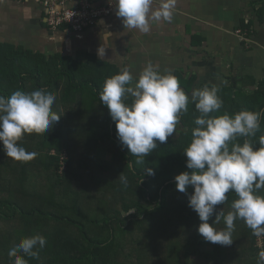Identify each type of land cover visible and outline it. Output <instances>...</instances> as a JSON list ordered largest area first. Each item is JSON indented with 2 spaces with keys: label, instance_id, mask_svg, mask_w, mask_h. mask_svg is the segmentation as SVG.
<instances>
[{
  "label": "trees",
  "instance_id": "16d2710c",
  "mask_svg": "<svg viewBox=\"0 0 264 264\" xmlns=\"http://www.w3.org/2000/svg\"><path fill=\"white\" fill-rule=\"evenodd\" d=\"M255 11L262 21L264 0ZM118 72L94 57L47 58L0 43V95L46 89L55 95L52 109L61 116L48 132L25 134L18 141L27 152L37 153L30 161L13 162L0 145V264H13L9 249L33 235L45 237L46 245L38 259L24 257L28 264H257L264 236L260 248L244 221L236 220L230 246L205 241L196 230L198 215L188 206L192 189L187 194L175 189L174 177L191 171L183 151L199 115L194 105L181 114L177 136L164 144L157 141L145 163L136 164V157L121 146L115 122L99 100L106 78ZM233 101L230 98L229 103ZM240 102L237 107L223 102L210 115L260 111V129L248 138L259 148L264 137V79ZM243 139L237 142L242 144ZM64 151L67 160L61 172ZM145 167L154 175H148ZM121 173L127 177L126 186L119 179ZM257 194L264 196V188ZM227 197L216 206L217 212L222 208L226 214L237 198L233 191ZM11 219L22 225L14 231L1 225ZM214 219L215 213L209 224ZM212 226L226 227L223 219Z\"/></svg>",
  "mask_w": 264,
  "mask_h": 264
},
{
  "label": "clouds",
  "instance_id": "9594fccd",
  "mask_svg": "<svg viewBox=\"0 0 264 264\" xmlns=\"http://www.w3.org/2000/svg\"><path fill=\"white\" fill-rule=\"evenodd\" d=\"M115 14L122 18L124 28L141 33L150 31L153 22L171 21L176 0H110ZM153 4L156 5L153 9ZM103 23V21H101ZM110 32L102 35L108 38ZM105 48H97L99 60L105 61ZM218 87L207 85L194 88L191 95L185 93L172 74L160 73L151 62L134 76L128 67L106 78L99 92L100 103L107 108L115 122L116 136L122 147L136 157V164H144L145 158L157 148V141L167 142L177 131L180 115L194 105L199 115L193 120L191 140L184 149L186 168L174 177L175 189L188 195V206L197 213V232L205 241L221 246L233 243L234 222L242 220L256 237L264 236V196L257 192L264 188V137L261 147H254L250 137L260 129V111L240 110L219 116L223 105ZM55 95L46 89L26 93L13 91L10 96L0 95V145L5 155L14 161L27 162L36 152H27L18 141L25 134L48 132L61 118L53 111ZM185 129V133H188ZM243 139V143L237 140ZM131 163L129 167H131ZM148 175H154L146 168ZM122 184L127 177L119 175ZM233 191L237 198L225 214L222 208ZM215 213V219L209 224ZM223 219L224 230L212 225ZM46 245L45 237L33 235L22 238L9 249L7 255L13 264H28L25 256L39 258V251ZM257 264H264V250L258 252Z\"/></svg>",
  "mask_w": 264,
  "mask_h": 264
},
{
  "label": "crops",
  "instance_id": "0c3cea01",
  "mask_svg": "<svg viewBox=\"0 0 264 264\" xmlns=\"http://www.w3.org/2000/svg\"><path fill=\"white\" fill-rule=\"evenodd\" d=\"M106 3L112 2L97 0L95 6ZM258 7L259 0H176L172 20L153 22L147 33L124 28L114 8L76 34L66 27L49 30L34 2L0 0V43L47 58L73 59H98L96 50L102 44V62L120 71L128 67L137 76L151 62L160 73L175 76L189 96L194 88L217 86L225 106L237 107L264 79V18L258 19ZM238 29L249 30L247 42L234 34ZM105 31L111 33L107 39ZM230 98L234 101L229 103Z\"/></svg>",
  "mask_w": 264,
  "mask_h": 264
},
{
  "label": "built area",
  "instance_id": "2783aa9c",
  "mask_svg": "<svg viewBox=\"0 0 264 264\" xmlns=\"http://www.w3.org/2000/svg\"><path fill=\"white\" fill-rule=\"evenodd\" d=\"M16 3H23L31 1L39 5L43 11V19L47 28L51 31H57L63 27L70 31L80 34L90 27L94 26L96 21L109 15L115 6L113 3H106L105 6H95L97 0H12ZM77 1L76 7H69L73 2ZM234 34L240 38L241 41L247 42L249 40V30L238 29ZM54 154V152L52 153ZM66 152L60 154V170H65ZM257 246L261 248L262 237H257Z\"/></svg>",
  "mask_w": 264,
  "mask_h": 264
},
{
  "label": "rangeland",
  "instance_id": "374dc122",
  "mask_svg": "<svg viewBox=\"0 0 264 264\" xmlns=\"http://www.w3.org/2000/svg\"><path fill=\"white\" fill-rule=\"evenodd\" d=\"M180 124H178V126H179ZM177 132L176 133H174L172 136H171V138H175L177 135V133L178 132H180V130H181V128H180V126L179 127H177ZM61 149H63V148H61ZM52 152H55V150L53 151V150H51V153ZM13 162H15V163H20L19 161H14L13 160ZM189 209L190 210H192L190 207H189ZM8 213H10L9 211H7ZM17 217H19V216H17ZM9 222V223H8ZM1 225L4 227V226H9L10 227V229L12 228V231H14L15 229H17V228H19L22 224H21V222L19 221V224H15V221H13L12 219L11 220H9V221H7L6 222V224L2 221L1 222ZM13 226H15V227H13ZM3 230H2V234H7L8 235V229H5V228H2ZM256 240H257V238H256ZM256 243H257V241H256ZM261 247H262V244H261Z\"/></svg>",
  "mask_w": 264,
  "mask_h": 264
}]
</instances>
